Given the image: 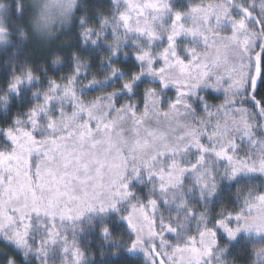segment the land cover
Instances as JSON below:
<instances>
[{
	"label": "snow or ice",
	"instance_id": "6c2138e0",
	"mask_svg": "<svg viewBox=\"0 0 264 264\" xmlns=\"http://www.w3.org/2000/svg\"><path fill=\"white\" fill-rule=\"evenodd\" d=\"M0 240L264 264V0H0Z\"/></svg>",
	"mask_w": 264,
	"mask_h": 264
},
{
	"label": "trees",
	"instance_id": "16d2710c",
	"mask_svg": "<svg viewBox=\"0 0 264 264\" xmlns=\"http://www.w3.org/2000/svg\"><path fill=\"white\" fill-rule=\"evenodd\" d=\"M81 2L86 5L89 14H92L98 6L106 5L108 0H81ZM83 10L84 9H81V11ZM72 31L73 33L75 32V25L73 26ZM9 255H15L17 264H26L24 258L19 253H17L11 245L6 244L4 241L0 240V264H5L6 259Z\"/></svg>",
	"mask_w": 264,
	"mask_h": 264
},
{
	"label": "clouds",
	"instance_id": "9594fccd",
	"mask_svg": "<svg viewBox=\"0 0 264 264\" xmlns=\"http://www.w3.org/2000/svg\"><path fill=\"white\" fill-rule=\"evenodd\" d=\"M26 3L31 4V0H26ZM56 26L59 27V24L57 23Z\"/></svg>",
	"mask_w": 264,
	"mask_h": 264
}]
</instances>
